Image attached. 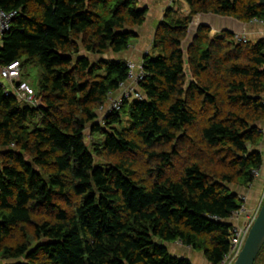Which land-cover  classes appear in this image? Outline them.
I'll list each match as a JSON object with an SVG mask.
<instances>
[{"label":"trees","instance_id":"1","mask_svg":"<svg viewBox=\"0 0 264 264\" xmlns=\"http://www.w3.org/2000/svg\"><path fill=\"white\" fill-rule=\"evenodd\" d=\"M172 2L139 60L142 98L102 114L133 61L112 56L136 41L149 7L0 0L16 12L0 67L21 61L24 80L38 65L43 101L19 102L0 80V264H193L169 251L177 241L212 264L229 251L236 187L264 164V37L238 41L206 23L190 36L191 17L251 22L264 5ZM263 254L264 245L255 264Z\"/></svg>","mask_w":264,"mask_h":264},{"label":"built area","instance_id":"2","mask_svg":"<svg viewBox=\"0 0 264 264\" xmlns=\"http://www.w3.org/2000/svg\"><path fill=\"white\" fill-rule=\"evenodd\" d=\"M15 11L7 12L0 9V44L2 42L3 35L11 27L12 19L15 15ZM251 22L264 25V19L255 18ZM235 38L238 41H248L249 37L244 33H235ZM129 80L128 83H122L121 89L118 94L111 95L109 102L105 106H101L100 110L102 114L118 110L122 105L123 96H133L135 98H142V94L137 91V87L144 77V67L142 61H129ZM0 80L5 86V92L8 95H15L19 102L36 103V91L29 83V81L22 80L21 78V61L14 60L5 66L0 67ZM264 132V129L262 128ZM264 164L254 170L255 179L260 176L261 170ZM240 199L243 200L241 207L234 210L229 217V221L233 224V233L230 238L229 251L224 255L220 264H233L242 250L249 231L259 213V210L264 201V186L262 196L259 201V205L250 207L246 203V197L239 194ZM180 242V241H179ZM182 243V242H181Z\"/></svg>","mask_w":264,"mask_h":264},{"label":"crops","instance_id":"3","mask_svg":"<svg viewBox=\"0 0 264 264\" xmlns=\"http://www.w3.org/2000/svg\"><path fill=\"white\" fill-rule=\"evenodd\" d=\"M139 2L142 5L149 7L147 20L143 26L135 29L138 34V38L131 44L129 49L121 53L119 56H112V58H125L127 60L133 61H139L142 59L144 54L148 52L151 47L157 25L163 17L165 8L173 3L171 0H139ZM180 7L182 12H190V6L185 1H182ZM201 23L209 24L213 29V33L229 30L233 33H244L249 37V39L253 40L264 37L263 24L241 22L237 19L214 14H198L194 16L190 25V36L194 35L198 25ZM261 126H264V123L261 124ZM258 148H262L260 151L264 160V139L261 141V144L258 146ZM263 186L264 166L261 170L260 176L257 177V179H255L252 184H250L248 187H236V191L246 197L247 205L254 207L262 196ZM166 245L173 255L188 258L193 262V264H212L206 258L203 252L196 251L190 246H186L179 241L167 243Z\"/></svg>","mask_w":264,"mask_h":264},{"label":"water","instance_id":"4","mask_svg":"<svg viewBox=\"0 0 264 264\" xmlns=\"http://www.w3.org/2000/svg\"><path fill=\"white\" fill-rule=\"evenodd\" d=\"M264 5V0H260ZM193 17H191V21ZM36 105L43 106L41 98L36 100ZM158 244H163L162 240H157ZM264 245V202L259 213L249 231L245 244L233 264H255L256 258Z\"/></svg>","mask_w":264,"mask_h":264},{"label":"rangeland","instance_id":"5","mask_svg":"<svg viewBox=\"0 0 264 264\" xmlns=\"http://www.w3.org/2000/svg\"><path fill=\"white\" fill-rule=\"evenodd\" d=\"M172 1V0H171ZM186 44V42H184ZM23 76L26 79V81L28 80L29 83L32 85V87L34 88L33 85H35L40 76H41V69L38 65L36 64H28L27 67L25 68L24 72H23ZM24 79V80H25ZM35 90V88H34ZM37 99V97H36ZM262 128L264 129V126H262ZM87 130H90L89 128ZM88 132V131H87ZM264 133V132H263ZM97 136V135H96ZM264 139V138H263ZM261 144V143H260ZM258 148V147H257ZM259 149V148H258ZM262 150V148H260ZM259 149V150H260ZM263 190V189H262ZM239 194V192H238ZM261 199V198H260ZM260 201V200H259ZM259 201H258V205H259ZM264 202V201H263ZM257 205V204H256ZM257 205V207H258ZM258 264H264V254L262 255L261 259L258 261Z\"/></svg>","mask_w":264,"mask_h":264}]
</instances>
